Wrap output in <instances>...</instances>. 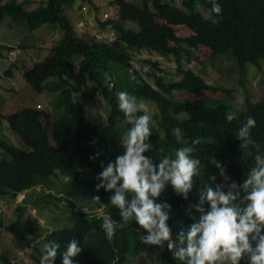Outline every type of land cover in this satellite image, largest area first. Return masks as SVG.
<instances>
[{
	"label": "trees",
	"instance_id": "obj_1",
	"mask_svg": "<svg viewBox=\"0 0 264 264\" xmlns=\"http://www.w3.org/2000/svg\"><path fill=\"white\" fill-rule=\"evenodd\" d=\"M75 1L48 0L47 10L34 13L25 8L26 1L0 0V24L9 20L11 25L26 23L31 30H36L50 23L59 25L63 32L52 47V54L35 62L24 73L26 81L37 91L60 94L63 110L59 115L55 114V117L52 112H45L36 105H26L9 114L3 113L0 107V117L6 119L9 128L22 139L21 146L0 139V148L8 156L0 159V195L7 196L8 203L14 204L13 199L19 192L35 185L51 184L57 194L47 193L43 196L45 202L52 205L62 202L68 206L70 211L60 205L52 211L64 209L71 220V224L63 227L59 224L54 225L53 230H44L40 221L37 222L38 218H34L32 223L25 218L29 202L24 201L16 205V219L9 225L0 224V229L15 230L24 243L35 248L38 258L44 242L56 241L60 248L54 264H60L59 253L69 239L81 240L85 236L87 240L81 243L82 251L75 258L76 264H125L130 255L134 257L139 254H146V258L158 264H180L167 248L143 244L139 239L140 230L134 223L116 226L113 238L107 240L100 227L103 215L91 212L107 205L110 195L103 189H94L98 182L95 177L101 170L100 163H107L123 151L119 146L118 131L120 128L122 133L127 125L123 113L116 106V93L127 91L154 109L156 126L151 129L150 136L153 150L145 155H151L154 159L165 154L172 155L176 148L192 146V140H199L192 153L201 161L202 168L201 175L194 178L196 196L209 177L215 176L217 184L223 179L210 162V157L220 162L231 180L242 182L254 164L252 157L255 149L250 148L246 154L244 150H239L236 131L246 117H253L256 126L252 130V139L264 150V97L258 101L247 98L243 106L237 108L227 99H179L176 93L177 90L192 94L218 90L200 74L182 65L184 55L201 45L210 48L213 56L232 50L243 73L249 62L262 67L264 0H224L226 5L221 7L218 17L210 13L211 3L208 0H182L181 6L175 0H139L135 5L141 12L138 30L126 27L121 16L102 22L104 26L111 25L116 32V38L110 42H90L75 34L65 14L66 8L73 7ZM175 25H185L193 33L184 37L177 35ZM4 48L8 52L12 50L0 45V56ZM146 49L162 56H173L178 66V79L166 82L161 73L152 70L158 63L150 59L139 58L135 66V52ZM75 63L85 81L82 93L80 87L69 79ZM143 65H148L150 70L144 72ZM12 67L6 71L7 75H13ZM130 72L135 79L129 78ZM144 75L153 77L156 87ZM110 77L115 80L113 87H110ZM86 79L94 90H101L106 103L111 106L107 122L95 124L86 114L81 97L93 98ZM225 102L229 103L236 115L231 122L225 120V113L231 111ZM50 117L54 118L52 127ZM176 127L181 129L180 143L171 135V130ZM50 128L55 140L53 143L47 134ZM93 140L95 143H91ZM95 152L100 153L99 157L90 161L88 157ZM56 171L59 173L56 174ZM54 176L60 178L54 180ZM95 196H99L100 200H93ZM192 197L189 194L187 201L182 200L168 186L158 198L172 205L173 213L168 223L173 234L181 225L188 224L184 208ZM107 208L113 218H118V209ZM177 221L180 226H177ZM32 240L41 241L33 245ZM0 264L14 263L0 255Z\"/></svg>",
	"mask_w": 264,
	"mask_h": 264
},
{
	"label": "clouds",
	"instance_id": "obj_2",
	"mask_svg": "<svg viewBox=\"0 0 264 264\" xmlns=\"http://www.w3.org/2000/svg\"><path fill=\"white\" fill-rule=\"evenodd\" d=\"M84 1L88 2L89 0ZM210 3V13L214 17H218L222 11L220 4L216 0H210ZM81 5L85 4L82 3ZM95 5L96 7L99 6L98 3ZM80 6L78 8L80 10L85 11L87 9V5ZM110 17L112 15L103 20L100 17L102 21H98V23L101 29L108 26L112 28L111 25L104 26L102 23ZM212 22H215L214 18ZM96 38L87 41L102 40ZM112 40L104 39V41L109 42ZM14 51L11 50L9 54L16 59L18 54H14ZM16 52L20 53L19 51ZM29 68L31 67L27 69ZM73 69L74 66L69 78L70 81L77 85L73 82V77L76 79L78 76L85 86V81L82 79L78 67L77 73ZM26 70H24L23 76ZM142 70L147 72L149 66L143 65ZM129 78L135 79V76L130 72ZM114 82L115 80L111 79L110 87H113ZM87 84L90 92L93 93V98H81V102L86 104L84 105L85 110L87 104L95 100V95L101 97V90H94L90 82ZM102 98L105 101L103 95ZM116 101V106L123 113L127 125L126 130L120 133L118 137L119 146L123 151L107 163L103 161L100 163L101 170L95 177L98 182L94 185V189L96 191L103 189L105 193H110V195L107 198V205L101 207L103 213L95 212L97 209L91 211L94 214L103 215L100 227L105 238L107 240L113 238L116 226L123 227L129 223H134L140 230L139 239L143 244L161 249L167 248L172 253L173 259L178 260L180 264H264V150L252 139V130L256 126L255 119L251 116L246 117L235 135L236 140L239 141V150H244L246 154L250 148L255 149V154L252 157L254 164L247 171L243 181L231 180L220 162L210 157V162L219 170V175L223 179L220 184H217L215 183V176L209 177L208 182L198 190L195 203H193L194 199L192 198L191 202L184 208V215L189 220L188 224L181 225L179 230L173 234L168 223L170 215L173 213L172 205L158 198L168 186H171L174 194L182 200L187 201L189 194L193 195L195 191L194 178L199 177L202 172L201 161L192 155L194 146L199 143V140H192V146L182 145L176 148L172 155L165 154L156 159L151 155H145V153H150L153 150L150 136L152 134L151 129L156 126L153 120L154 113L144 100L138 99L127 91L117 92ZM35 105L42 109L41 103ZM106 106L108 111L104 120L100 118L94 121L87 114V110L86 114L95 124L107 122L111 106L107 103ZM50 119L54 122L53 117ZM234 119H236L234 112L225 113L227 122ZM2 120L7 121L4 118ZM2 120L0 121L1 130L3 127ZM49 130L51 132V128L47 129V134L53 143L54 138L49 135ZM10 131L15 134L11 129ZM0 135L7 134L3 132ZM171 135L177 143H180L182 133L179 127L173 128ZM11 139V136L7 138L14 143ZM91 143H95V141L93 140ZM1 152L3 157L0 159L8 157L0 148ZM99 155V152H95L88 159L91 161L98 158ZM224 181L227 183L222 185L221 183ZM237 182L241 183L238 184ZM28 190L19 192L13 200L16 203H21L20 200L25 198V193ZM1 197L6 198L1 208L8 206L6 204L8 197ZM92 199L100 200L99 196ZM107 206L119 210L117 212L118 218H113L110 215ZM64 208L67 210L66 205ZM105 209L108 214L105 213ZM83 211H87V209H83ZM141 230H143V234ZM83 240H87V236L81 240L71 238L66 242L63 250L59 253L60 264H76L75 258L82 251L81 243ZM42 248L39 264H54L60 245L56 241H46ZM145 255L143 254L142 257Z\"/></svg>",
	"mask_w": 264,
	"mask_h": 264
},
{
	"label": "rangeland",
	"instance_id": "obj_3",
	"mask_svg": "<svg viewBox=\"0 0 264 264\" xmlns=\"http://www.w3.org/2000/svg\"><path fill=\"white\" fill-rule=\"evenodd\" d=\"M10 1V0H6ZM23 1V0H17ZM29 1L26 3V9L33 10L34 13L38 11H44L49 8L48 0H25ZM99 4V8L96 7L95 3ZM89 0L88 2L84 1L87 5L85 11L76 9L74 7H67L65 13L66 16L70 19V22L74 28L75 34L81 36V34L89 33V30L86 31L85 27L88 24L84 20L92 21V24H96L100 21V17L103 19L111 16L113 18L121 16L125 20L126 27L136 28L138 30L139 26V17L141 12L139 8L135 5L139 0ZM169 1V0H167ZM210 2V0H208ZM92 2V3H90ZM120 2V4L118 3ZM221 7H225L226 2L224 0H216ZM175 3L178 6H181L182 0H175ZM82 7V5L80 6ZM76 9V10H74ZM99 9H101L99 11ZM98 20V21H97ZM84 23V24H83ZM54 28V29H53ZM177 35L180 36H190L193 32L185 25H175L174 26ZM104 29V28H102ZM102 29L99 30L102 31ZM108 31L107 28H105ZM48 31L50 33H48ZM98 30H96L97 32ZM105 31V32H106ZM46 33L48 35L46 36ZM62 30L57 24H44L42 27L31 30L27 24L17 23L9 24V20H5L0 24V45L8 46L14 51V54H18L17 58L12 57L8 51L4 48L2 51L3 55L0 56V107H2V112L5 114L16 112L17 109L22 108L26 105H35L37 103L42 104V110L45 112H52L58 116L60 111L63 110L60 100V94H52L48 91L39 92L31 84H29L25 77L23 76L24 70L32 67L35 64V61H41L44 58L52 54L53 45L62 37ZM94 30L92 31V36L90 39H107L112 40L116 36L108 34L109 36H94ZM112 37V38H111ZM111 38V39H110ZM30 45H35L36 48L39 46L45 47L47 50L39 51L38 48L33 50L30 48ZM46 45V46H45ZM28 46V47H27ZM21 48V49H20ZM32 49V50H29ZM19 51L20 53L16 52ZM135 59L133 63L135 66L138 65L137 59L145 58L150 59L158 63V66L152 70L156 73H161L165 81L168 83L174 82L178 79L179 74L177 73L178 66L176 60L173 56H162L158 52L143 50L141 52H135ZM13 59V60H12ZM26 59L28 65L23 63V60ZM78 59V57H77ZM75 61V60H74ZM73 65V64H72ZM182 65L185 69H191L201 76L210 84L217 86L218 90L215 91H204L201 94H192L186 90H177L176 96L179 99H195V98H212V99H227L233 102L234 107L241 108L246 102V99L253 101H258L264 97V61L262 62V67L258 68L252 63H247L246 72L243 73L232 50L227 53L219 54L216 56L212 55V50L206 46H199L189 50V54H185L182 59ZM14 69V75H7L6 71L11 67ZM161 69V70H159ZM77 73V65H74V69ZM150 70V68H149ZM144 78L149 81L150 84L156 87L154 79L151 76L144 75ZM74 83L79 85L80 92L83 91V81L77 76L76 79L73 77ZM111 79H114L111 77ZM87 82H90L86 79ZM96 85V83L94 82ZM97 94V93H95ZM100 96L95 95V100L87 104L86 110L87 114L92 117L94 121L102 118L104 120L107 115L108 107L104 99L102 98V92ZM175 96V93H174ZM83 98V96L81 97ZM146 103V102H145ZM156 111L158 108L154 102ZM231 111L229 103L225 102ZM84 105H86L84 103ZM148 105V104H147ZM152 105V104H151ZM153 106V105H152ZM148 107L154 112L153 107ZM7 108V109H6ZM59 111V112H58ZM234 112V111H233ZM56 117V116H55ZM1 118V117H0ZM2 118L0 119V121ZM50 127L53 126V120L50 119ZM97 123V122H96ZM99 123V122H98ZM7 124V121L2 120V125ZM4 128V127H3ZM7 128V126L5 127ZM5 132V129H0V134ZM119 134L121 133L119 128ZM49 135L52 136V132L49 130ZM12 137L11 140L14 143L19 140L15 137V134L11 135H0V139L6 140L8 137ZM54 142V139H53ZM3 157L2 152L0 153V158ZM59 171H56V174ZM55 174V175H56ZM62 176V175H61ZM60 177H53L54 180L59 179ZM224 181L221 184H226ZM238 184L241 182H237ZM49 192H54L57 194V190L51 187V184L43 183L40 186L29 189L25 193V198L22 202H29L28 204V213L25 218L31 220L32 223L34 218H38L37 222L44 230H53L54 225L62 224L63 227L65 224H71V220L67 217L65 210L57 209L52 211L53 208L60 205L65 207V204L62 202H56L55 204L46 203L43 198ZM196 192H193L194 202L196 201ZM3 198L0 196V224L9 225L16 218L15 208L19 203H6L8 206L2 205L5 203ZM21 202V203H22ZM24 202V203H25ZM36 203V204H35ZM69 209V207L67 206ZM70 211V209H69ZM98 213H103L102 208L97 209ZM105 213L108 214V211L105 209ZM176 217V214H174ZM186 221L184 220V223ZM177 226H180V223L177 221ZM41 240H32V244L35 245ZM0 255L3 258H8L13 261L14 264H39L40 258L36 256L35 248L28 246L24 243L20 237L17 235L15 230L6 231L0 229ZM125 264H158L153 262L149 258L142 257V255L130 256L128 261Z\"/></svg>",
	"mask_w": 264,
	"mask_h": 264
},
{
	"label": "crops",
	"instance_id": "obj_4",
	"mask_svg": "<svg viewBox=\"0 0 264 264\" xmlns=\"http://www.w3.org/2000/svg\"><path fill=\"white\" fill-rule=\"evenodd\" d=\"M23 1H25V0H23ZM23 1H20V2H23ZM88 1V0H87ZM93 1V0H92ZM99 1V0H98ZM27 2H29V1H26V3ZM82 2H83V0H76V2L74 3V8H76L77 10H78V8H79V6L82 4ZM100 2V1H99ZM91 3V2H90ZM93 3H95L94 1H93ZM83 6H86V5H83ZM82 6V7H83ZM67 9V8H66ZM76 9H74V10H76ZM71 10H72V7H71ZM83 10V9H82ZM66 11V10H65ZM99 11H100V9H99ZM85 22H87L88 24L86 25V27H85V29H86V31L87 30H89V33H86L85 32V34H81L80 32H79V34L81 35V37H83V38H85L86 40H92V39H90V36H92V31L94 30V33H95V35H98L99 36V34H101V37L103 38V36L105 37V36H109L108 34H112L113 36H115V31L110 27V26H108L107 28H108V31H106V29L104 28V29H102V31H100V33H99V30L101 29L100 28V26H99V23L97 22L96 24L94 23V24H92V21H90V20H84ZM98 21V20H97ZM84 24V23H83ZM54 29V28H53ZM96 30H98L97 32H96ZM106 31V32H105ZM48 33H50L49 31H48ZM48 33H46V36L48 35ZM112 38V37H111ZM110 38V39H111ZM46 46V45H45ZM30 48H32L33 50H36L37 48H38V50L39 51H44V50H47L45 47H42V46H39V47H37L36 48V46L35 45H30ZM32 49H29V50H32ZM48 51V50H47ZM36 62V61H35ZM23 63H25L26 65H28V62H27V60L26 59H24L23 60ZM28 67H30V65L28 66ZM3 127H2V129H5V133L7 134V135H11L12 133H11V131H10V129H9V127H8V125L7 124H5V125H2ZM7 126V128H5ZM0 129H1V127H0ZM15 137L19 140V143L18 142H16L15 144L16 145H18V146H20V144H21V139H20V137L19 136H17V135H15ZM4 208V207H3Z\"/></svg>",
	"mask_w": 264,
	"mask_h": 264
},
{
	"label": "built area",
	"instance_id": "obj_5",
	"mask_svg": "<svg viewBox=\"0 0 264 264\" xmlns=\"http://www.w3.org/2000/svg\"><path fill=\"white\" fill-rule=\"evenodd\" d=\"M84 9H86L85 7H84ZM18 51V50H17Z\"/></svg>",
	"mask_w": 264,
	"mask_h": 264
}]
</instances>
